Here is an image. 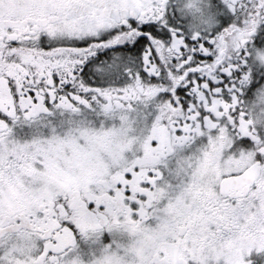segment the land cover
Returning <instances> with one entry per match:
<instances>
[{"label": "snow or ice", "instance_id": "obj_1", "mask_svg": "<svg viewBox=\"0 0 264 264\" xmlns=\"http://www.w3.org/2000/svg\"><path fill=\"white\" fill-rule=\"evenodd\" d=\"M0 264H264V0H0Z\"/></svg>", "mask_w": 264, "mask_h": 264}]
</instances>
